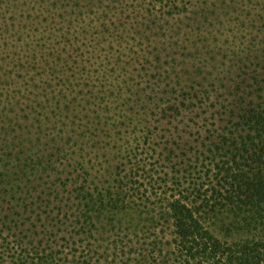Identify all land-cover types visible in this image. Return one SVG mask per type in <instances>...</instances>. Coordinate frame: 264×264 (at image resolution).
I'll return each mask as SVG.
<instances>
[{"label": "trees", "instance_id": "trees-1", "mask_svg": "<svg viewBox=\"0 0 264 264\" xmlns=\"http://www.w3.org/2000/svg\"><path fill=\"white\" fill-rule=\"evenodd\" d=\"M237 8L252 16L245 18L246 38L258 47L255 58L261 60L254 63L258 67L253 72L244 70L220 86L217 112L229 119L202 138L205 150L194 156L191 149H182L185 144L167 140L157 154L137 156L99 175L93 171L94 157L86 161V154L67 153L79 130L85 138L107 123L99 105L95 115L86 113L88 121L79 124L84 117L78 111L79 97L62 106L61 93L90 87L99 99L86 100L101 104L99 93L107 90L102 77L109 64L113 71L124 67L120 55L111 59L117 40L129 36L140 39L138 44H152L154 36L163 46L165 25L176 19L184 21L177 34L186 29L194 52L211 53L220 39L215 45L201 44L213 37L211 14ZM231 20L228 15L226 21ZM255 30L260 33L253 35ZM161 51L157 46V60ZM133 90L142 100V93ZM182 95L181 101L161 105L164 117L170 110L178 116L187 102L209 97V90L191 87ZM163 99L157 94L156 105ZM52 106L50 115L43 117V109ZM54 113L71 122L62 121L52 135L48 124L57 122L52 120ZM74 143L78 152L85 150L84 141ZM47 172L52 180L43 188L40 180ZM105 175L111 177L108 185H99ZM39 186L42 191L37 194ZM43 193L52 196L48 204ZM153 195L159 196L160 218L172 227L168 239L152 244L139 257H131L136 249L117 246L115 256L129 253L134 264H264V0H0V198L10 199L2 224L14 213L21 215L20 204L27 212L40 200L46 208L53 205L49 212L70 221L69 237L78 238L80 251L64 257L50 244L22 250L19 240L0 264H63L70 261L68 253L71 264H111L114 257L100 255L95 245L98 224L105 219L114 228L128 224L137 233L142 216L152 210Z\"/></svg>", "mask_w": 264, "mask_h": 264}, {"label": "rangeland", "instance_id": "rangeland-1", "mask_svg": "<svg viewBox=\"0 0 264 264\" xmlns=\"http://www.w3.org/2000/svg\"><path fill=\"white\" fill-rule=\"evenodd\" d=\"M237 9L233 12L228 10V14H225L226 11L216 9V12L211 14L213 37L209 41L202 40L201 42V44L215 45V41L220 39L219 46L211 53L194 52L191 47L192 38L189 35H184L186 29L182 28V32L177 34L179 28L184 26V21L176 19L165 25L163 30L165 36L160 39L164 42L163 46H161L162 42L159 44L154 36L152 44L147 41L138 44L140 39L133 37L129 39V36L123 42L117 40L114 48L110 50L111 59L114 62L120 55L124 67L113 71V63L109 64L107 75L102 77L107 90L99 93L101 104L99 102L91 104L86 100L99 99L94 97V93H90V87L78 86L76 90L69 89L61 93L62 106L66 105L70 98L76 95L79 97L81 103L78 111L81 118L84 115L83 119H80L81 121L78 120L79 124L86 123L88 118L85 117V114H92L93 110L100 107L99 105L104 107L100 113L101 119L107 123L104 126L99 125L100 128L94 132L95 134L86 135L85 138L79 136L81 131L79 130L72 139L71 145L73 146L71 148L67 146V153L86 154V161L90 157H94L97 168H94L93 171L98 170L99 175L108 167L113 169V166L121 165L129 159L135 161L137 156H145L147 153L157 154L167 140L176 141L180 145L185 144L182 149H191L190 154L194 156L197 151L205 150L201 143L202 138L209 136L210 128L224 125L229 119L226 114L219 116L220 114L218 115L217 112L221 109L222 104V98H217L218 94L223 91L220 86L224 85L222 83L226 84L230 77L237 76L244 70L249 73L253 72L252 69L258 67L254 63L261 60L255 58V55L260 52L258 47L251 45L246 38V35L249 36L247 33L249 28H247L248 23L245 18L252 16L248 15L247 9ZM228 15L233 20L226 21ZM250 31L253 30L250 28ZM255 33L260 32L255 30L253 35ZM157 46L162 49L160 60L156 59L155 49ZM191 87L208 89L209 97H205L203 100L198 99L192 103L187 102L182 113L178 116H174L175 112L170 110L169 116L164 117L160 112L161 105H170L172 102L179 101L183 98L182 94ZM131 88L134 89L133 91L139 90L142 93V100L139 96L133 95ZM142 89L145 91L143 92ZM157 94L158 97L164 98L159 101L160 105H156L155 102ZM51 109L53 111L54 107L43 109L45 110L43 117L46 114L50 115ZM82 110L83 112H81ZM78 111L76 110V112ZM62 116L60 113L52 114V120L55 122L57 119V122L48 124V131L52 135L58 133L62 127V121L71 122L70 118H61ZM63 135H68L67 131H64ZM147 138H149L148 142L145 141ZM76 139L85 143V150L81 153L78 152L79 148L77 147L79 146H75ZM134 153H136L135 156H132ZM155 159L150 158L149 161L154 162ZM159 167L161 169V166ZM108 176L105 175L103 178L99 176L97 181L99 185H108V181L111 179L110 176L107 178ZM43 178L40 182H42V187L46 188L52 180L51 172L44 173ZM37 189V194H40L39 191H42V188L39 186ZM43 197L45 204H48L47 198L52 196L43 193ZM8 199L9 197L0 198V261L7 259L9 249L15 248L19 240L24 247L19 248L22 250L26 248L29 250L40 249L50 244L56 247L55 249L62 251L61 255L64 257L65 253H71V251L80 254L76 241L78 238L70 239L69 237L71 226L68 224L70 221L61 218L62 214L49 212V210L52 211L53 205L46 208L40 200H37L36 204H30L27 212L24 211V204L22 206L20 204L18 211L21 215L14 213L11 219H6L7 222L3 225V213L10 211V199ZM158 200L159 196L153 195L150 203L152 210L149 214L145 213L142 216L145 220L142 222L141 230H138L137 233H134L128 224L124 226V229H120L119 227L114 228L110 222L107 223L106 219L101 224L99 223L100 231L95 235L97 239L95 245L99 246L100 255L109 256L111 259L114 257L110 260L111 264H134L136 261L129 260L131 255L129 253L120 254L117 252L118 254L116 253L115 256V248L124 246L127 251L134 248L137 253L132 254L131 257H139V253L147 251L146 249H149L152 244L158 242L160 245L161 241L168 239L172 227L165 222L164 218H160L161 206L156 202ZM14 211L17 210L14 209ZM150 216L154 218L148 220V218L151 219ZM63 222H67V224ZM27 227L30 230H26ZM70 253L67 255L70 261L66 260L63 264L72 263ZM158 258L162 259V254Z\"/></svg>", "mask_w": 264, "mask_h": 264}]
</instances>
